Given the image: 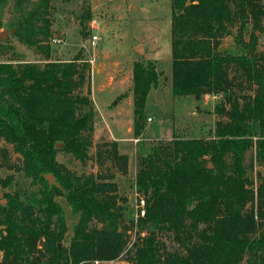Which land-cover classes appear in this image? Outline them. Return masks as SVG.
<instances>
[{"label":"trees","instance_id":"trees-1","mask_svg":"<svg viewBox=\"0 0 264 264\" xmlns=\"http://www.w3.org/2000/svg\"><path fill=\"white\" fill-rule=\"evenodd\" d=\"M9 3L12 34L48 48L50 0H0V27ZM170 8L171 92L195 99L221 94L214 110L222 118L210 137L174 135L145 150L140 143L134 186L143 214L138 206L136 217H125V199L106 179L110 171L77 174L56 159L60 151L89 158V60L76 54L43 64L15 57L0 62V141L11 144L25 175L39 184L34 201L4 192L0 264H94L122 256L126 264H264V179L254 187L246 159L254 149L264 169V49L256 34L264 32V0H170ZM90 17L87 8L82 21ZM232 27L240 52L218 49ZM158 77L153 61L133 62L134 137L144 131L147 94ZM102 154L126 168L116 141L98 145L96 155ZM0 182L2 189L10 185ZM57 195L78 215L67 246L60 245L67 224Z\"/></svg>","mask_w":264,"mask_h":264},{"label":"rangeland","instance_id":"rangeland-1","mask_svg":"<svg viewBox=\"0 0 264 264\" xmlns=\"http://www.w3.org/2000/svg\"><path fill=\"white\" fill-rule=\"evenodd\" d=\"M87 8L90 20L82 21ZM13 14L9 3L3 12L0 31L9 29L8 22ZM49 16L52 35L45 43L48 48L28 46L11 33L0 41L5 43L0 46V62L15 57L20 61L43 64L48 60L67 61L76 54L89 60V84L95 108L89 158L80 161L60 151L56 159L77 174L105 177L110 171L112 176L106 179L116 184L117 194L125 199L121 202L124 215L130 218L136 212L134 180L140 143L144 142L145 150L158 140H167L174 135L212 136L216 120L222 118L214 110L215 105L222 101L221 94H205L200 99L172 94L170 0H50ZM231 30L230 35L220 40L218 49L240 52L242 49L234 39L236 27ZM250 30L251 25L248 24L243 32L245 40ZM92 34L97 35L95 45L90 44ZM256 34L258 48L264 49V32L256 31ZM138 44L144 47V57L155 63L159 77L157 85L147 94L144 131L140 137H134L129 84H132L133 62L139 57L134 51ZM106 141H116L118 152L127 156L124 170L118 160L111 162L105 154L96 155L97 146ZM104 147L109 148V145ZM246 159L247 162L252 160L250 174L256 187L264 179V169L254 159V149L247 152ZM0 180H4L6 185L10 182L4 189L0 182V203L5 202V191L17 190L22 199L30 201L38 196L39 184L32 183L31 178L25 175L21 156L3 140L0 141ZM55 199L61 204L67 224L60 245L67 246L78 215L71 211L63 196L57 195ZM163 238L171 247L168 237ZM94 264H126V261L122 256L116 260L94 261Z\"/></svg>","mask_w":264,"mask_h":264},{"label":"water","instance_id":"water-1","mask_svg":"<svg viewBox=\"0 0 264 264\" xmlns=\"http://www.w3.org/2000/svg\"><path fill=\"white\" fill-rule=\"evenodd\" d=\"M13 30H14L13 28H9V29L0 31V41L4 40L8 34H11L13 32ZM134 51L138 54L139 57H144L145 52H144L143 45H140V44L136 45L134 48ZM109 163L110 162L108 161L107 164H109ZM210 166H211V164H210ZM111 171L113 172L114 169H112ZM45 177L49 180V183L55 182L52 175L46 174Z\"/></svg>","mask_w":264,"mask_h":264},{"label":"built area","instance_id":"built-area-1","mask_svg":"<svg viewBox=\"0 0 264 264\" xmlns=\"http://www.w3.org/2000/svg\"><path fill=\"white\" fill-rule=\"evenodd\" d=\"M97 39V35L96 34H92L91 35V39H90V44L91 45H95V40ZM148 119H151L150 117H148ZM137 204H136V212H135V214H134V216L136 217L137 216V214H138V211H137V208H138V206L141 208L140 209V213L141 214H143V200L141 199V200H139L138 202H136ZM95 262H98V261H95Z\"/></svg>","mask_w":264,"mask_h":264},{"label":"crops","instance_id":"crops-1","mask_svg":"<svg viewBox=\"0 0 264 264\" xmlns=\"http://www.w3.org/2000/svg\"><path fill=\"white\" fill-rule=\"evenodd\" d=\"M131 84H129V86H130ZM121 93V92H120ZM120 93H117V95L118 94H120ZM126 94L128 95V92H126ZM93 99V98H92ZM93 105H94V100H93ZM95 109V108H94ZM95 111V110H94ZM94 125H95V123H94ZM115 140H119L118 138H114Z\"/></svg>","mask_w":264,"mask_h":264}]
</instances>
